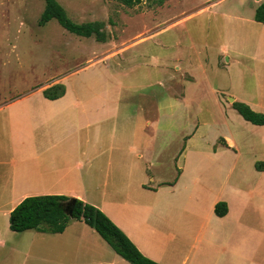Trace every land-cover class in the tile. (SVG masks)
<instances>
[{
  "label": "crops",
  "instance_id": "0c3cea01",
  "mask_svg": "<svg viewBox=\"0 0 264 264\" xmlns=\"http://www.w3.org/2000/svg\"><path fill=\"white\" fill-rule=\"evenodd\" d=\"M262 1L252 2L248 18L237 11L220 8L217 13L244 30L238 43L223 42L221 53L232 52L237 58L243 56L245 77L250 80L258 75L257 80L264 88V23L253 18L255 8ZM24 4L22 12L15 15L27 21L28 0H24ZM13 10L12 0H0V264H131L92 227L79 220H71L57 233L10 229V212L23 198L47 194H63L95 205L144 256L159 264H264V124L243 119L232 102L224 105L217 99L226 123L230 124L233 119L240 127L234 133L226 129L214 136L213 159L207 162L216 167L210 169L203 159L189 158L202 127L196 123L192 133L185 136L180 154L183 168L175 181L156 180L155 175L150 174L146 185L140 179L144 176L140 171L142 168L151 170V163L155 162V136L152 143H139L135 139V126L126 128L119 124L121 113L125 108H132L133 115H145V127L153 125L155 129L157 118H171L175 108L185 107L184 112H188L185 106L188 97L202 80L196 70L204 72L203 65L200 62L182 64L171 55L159 56L155 48L161 43L156 36L163 30H152V34L150 31L129 42L130 35L123 29L116 40L108 43L95 41L92 47L72 44L69 53L76 54L73 60L82 57L84 64L76 66L69 74L64 72L51 78L26 95L13 98V50L10 39L6 45L2 41L11 33ZM116 42L119 47L114 49ZM142 52L149 55L148 65L159 72V77L147 85L148 88L158 87L156 92L144 95L148 104L124 93L135 86L127 71L131 69L130 64L141 63ZM57 55L54 58L60 61L61 54ZM72 75L81 78L76 80L75 88L70 84ZM92 75L98 79L94 81L106 85L103 90L91 92L88 89L84 78ZM110 82L115 83L120 92L110 93ZM55 83L64 85V94L56 99L44 97L43 89ZM232 84L229 83L230 88ZM233 99L264 113V107L254 106L246 93L245 97L234 94ZM196 109L204 110L199 104ZM151 112L156 113L153 118L149 116ZM106 123L112 126L103 127ZM239 128L260 132L259 142L251 145V141L238 137ZM104 129L112 136L110 142L101 141ZM167 130L171 132L167 128L164 132ZM187 133L185 129L182 135ZM125 135L131 136L128 142L124 140ZM107 151L111 155L100 163V157ZM224 153L229 154V160L220 158ZM256 162H260L258 169ZM196 165H201L202 169L195 170ZM222 166L228 168L220 175ZM134 167L137 178L132 174ZM196 184L200 195L195 204L171 206L172 198L176 201L184 198L178 195L177 187H184L188 200ZM203 196H211L206 210L199 204ZM218 201L226 203L227 212L223 216L214 213V204Z\"/></svg>",
  "mask_w": 264,
  "mask_h": 264
},
{
  "label": "rangeland",
  "instance_id": "374dc122",
  "mask_svg": "<svg viewBox=\"0 0 264 264\" xmlns=\"http://www.w3.org/2000/svg\"><path fill=\"white\" fill-rule=\"evenodd\" d=\"M57 1L74 22H102L103 30L106 33L105 42L107 43L112 39L116 40L123 29H125L126 34L130 35L129 42L144 37L150 31L149 34H152V30H163L160 35L156 36V40L161 43L155 48V52L159 53V56L169 57L171 55L173 58L180 59L182 64L190 62L194 65L200 62L203 65L204 72L200 69L196 70L197 77L202 78V80L188 97L185 105L188 106V112H184L185 107L180 106L174 109L171 118L169 116L166 119L164 117L157 118L156 130L153 125L145 127V115H133L132 108H125L124 112L121 113L119 124H123L126 128L135 126L137 129L135 139L139 143H152V136H155V162L151 163V170H145V168L143 170L142 168L140 171L144 174L140 179L146 185L149 183L150 174L155 175L156 180L175 181L183 168V159H181L180 154L186 142L185 136L192 133L196 123L202 127L195 137L194 144H192L190 150L193 152L189 158L192 157L193 160L203 159L205 162L212 161L213 144L216 138L214 136L220 135V132L226 129L234 133L236 128L240 127L239 123L236 124L233 119H231L230 124L226 123L224 112L219 107V100L217 101V99H220V104L225 105L229 102L228 97H233L234 94L245 97L246 93L254 106L264 107V88L257 80L258 75L252 76L250 80L245 77V59L243 56L237 58L232 52L221 53L223 42L229 44L240 41L244 32L243 27H239L236 22L222 18L217 13L220 8L222 11H237L243 17L248 18L252 10V2L255 0H141L133 7H126L118 0ZM12 3L14 15L11 19V33L7 34V38L2 39V41L6 45L9 39L11 40L13 50L11 96L18 98L28 94L32 89L38 88L40 84H46L51 78L64 72L73 71L76 66L84 64V61H81L82 57L80 60H73L72 57L76 54L74 52L69 53V47L72 44L92 47L97 40L94 37L88 39L78 37V35L64 29L55 19L49 20L44 25H39L38 19L44 7V0H28L25 12L27 21L23 19L24 17L15 15V13L22 12L25 5L24 0H12ZM142 45L144 47V44ZM114 47V49L119 47L117 42ZM56 52L61 54L60 61L58 58H54L58 57ZM148 56L146 52H142L141 63L130 64L131 69L127 73H129L130 80L134 81L135 86L129 88H133V91L126 89L124 92L134 95V100L140 99L142 104H148L144 95L148 94L149 91L156 92L158 90L156 86L151 88L147 86L149 82H153L159 77V72L148 65L150 64ZM241 71L242 74L240 75ZM76 80H81V78L70 76V84L73 88L78 83ZM84 80L88 81V89L91 92L103 90L106 86L104 83L94 81L98 80L95 75L86 77ZM230 82H233L232 88L229 86ZM113 84L115 83H108L110 93L120 92ZM197 104L203 106L204 110H197ZM159 113L160 109L158 110ZM155 114L151 112L150 118H153ZM111 126L112 123L108 125L106 123L103 127L110 128ZM165 128L171 129V132L168 130L167 133L164 132ZM143 129L145 133H143ZM185 129L188 133L182 135ZM237 132L238 137L242 136L251 141V145L254 141L259 142L262 136L258 131L251 130L248 132L243 128H239ZM147 133L151 136L148 137ZM101 138L102 142L107 143L111 141L112 136L108 134V131H105ZM130 138V135H125V142H128ZM244 146V151H247L246 145ZM256 148L259 152V145ZM112 153L115 154L116 150H113ZM110 155L111 152H104V155L100 157V163H103L104 159ZM124 156L126 157V151H124ZM214 156L219 157L217 154ZM220 158L229 160L230 156L228 153H224L220 155ZM207 163L210 169L216 167L212 162ZM227 168L228 166H222L220 175L225 174ZM194 169L199 171L202 166L196 165ZM132 174L134 178L139 177L136 167L133 168ZM144 179L146 180L144 181ZM211 180L215 179L212 178ZM187 183L190 187V183ZM150 184L152 185L153 182ZM143 187L154 190V188L147 186ZM191 190V194L186 200L187 193L185 194L184 187H177L178 195L184 198L181 201L172 198L171 206L180 208V205L191 206L195 204L194 202L200 195V187L196 184L192 186ZM210 198L211 196L202 197L199 204L203 209L206 210ZM176 217L174 215L173 219L175 220Z\"/></svg>",
  "mask_w": 264,
  "mask_h": 264
},
{
  "label": "trees",
  "instance_id": "16d2710c",
  "mask_svg": "<svg viewBox=\"0 0 264 264\" xmlns=\"http://www.w3.org/2000/svg\"><path fill=\"white\" fill-rule=\"evenodd\" d=\"M126 7H133L141 0H118ZM257 22L264 23V1L256 8L253 16ZM51 19L67 31L78 36L94 37L105 41L106 33L103 23L99 21L74 22L57 0H44V8L38 24L44 25ZM65 87L55 83L43 89L44 97L56 99L62 96ZM232 107L247 121L253 124H264V113L254 111L247 103L234 100ZM260 162L255 163L258 169ZM227 212L224 201L214 204V213L223 216ZM71 220H79L92 227L102 239L121 257L131 264H159L144 256L127 235L98 207L76 197L63 194L33 195L23 198L10 212L9 226L13 231L35 229L45 232H62Z\"/></svg>",
  "mask_w": 264,
  "mask_h": 264
},
{
  "label": "water",
  "instance_id": "95a60500",
  "mask_svg": "<svg viewBox=\"0 0 264 264\" xmlns=\"http://www.w3.org/2000/svg\"><path fill=\"white\" fill-rule=\"evenodd\" d=\"M228 99H229L230 102L234 101L233 97H228Z\"/></svg>",
  "mask_w": 264,
  "mask_h": 264
}]
</instances>
